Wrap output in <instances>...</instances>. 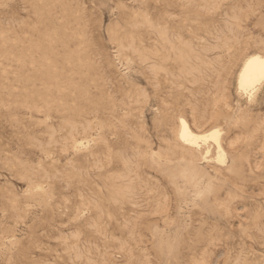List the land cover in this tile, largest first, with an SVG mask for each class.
I'll return each instance as SVG.
<instances>
[{
  "label": "rangeland",
  "instance_id": "obj_1",
  "mask_svg": "<svg viewBox=\"0 0 264 264\" xmlns=\"http://www.w3.org/2000/svg\"><path fill=\"white\" fill-rule=\"evenodd\" d=\"M251 54L264 0H0V264H264Z\"/></svg>",
  "mask_w": 264,
  "mask_h": 264
},
{
  "label": "bare ground",
  "instance_id": "obj_2",
  "mask_svg": "<svg viewBox=\"0 0 264 264\" xmlns=\"http://www.w3.org/2000/svg\"><path fill=\"white\" fill-rule=\"evenodd\" d=\"M264 81V56L260 54L249 55L239 73L238 85L241 90L251 95L257 89V86ZM182 138L191 143H198L200 140L212 138L219 143L220 132L215 130L207 135L193 132L188 125L183 122L181 129Z\"/></svg>",
  "mask_w": 264,
  "mask_h": 264
}]
</instances>
